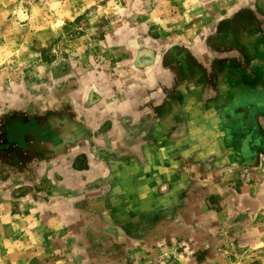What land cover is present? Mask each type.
I'll use <instances>...</instances> for the list:
<instances>
[{"label": "crops", "instance_id": "crops-1", "mask_svg": "<svg viewBox=\"0 0 264 264\" xmlns=\"http://www.w3.org/2000/svg\"><path fill=\"white\" fill-rule=\"evenodd\" d=\"M199 3L186 40L96 39L109 60L70 59L53 100L0 114V184L26 210L10 238L43 242L20 264H264V0Z\"/></svg>", "mask_w": 264, "mask_h": 264}, {"label": "rangeland", "instance_id": "rangeland-1", "mask_svg": "<svg viewBox=\"0 0 264 264\" xmlns=\"http://www.w3.org/2000/svg\"><path fill=\"white\" fill-rule=\"evenodd\" d=\"M193 1L200 4L202 0H54L45 5L0 0V6L11 12V16H0V114L37 101L40 93L53 100L66 61L96 52L108 59L106 52L111 50L96 39L110 40L113 35L117 39L125 33L133 39L139 32L160 34L173 28L175 37L186 40L193 35L188 22L203 18ZM7 189L0 184V264H20L25 261L18 259L20 251L39 250L43 242L41 236L37 242L26 237L11 240L12 220L19 215V207L14 204L12 211V194ZM22 226L25 230L28 224ZM4 232L7 236L1 237ZM45 264H74V260L55 253Z\"/></svg>", "mask_w": 264, "mask_h": 264}, {"label": "built area", "instance_id": "built-area-1", "mask_svg": "<svg viewBox=\"0 0 264 264\" xmlns=\"http://www.w3.org/2000/svg\"><path fill=\"white\" fill-rule=\"evenodd\" d=\"M27 4H51L54 0H25ZM244 185H250L255 180V175L250 168L243 169L239 174Z\"/></svg>", "mask_w": 264, "mask_h": 264}, {"label": "flooded vegetation", "instance_id": "flooded-vegetation-1", "mask_svg": "<svg viewBox=\"0 0 264 264\" xmlns=\"http://www.w3.org/2000/svg\"><path fill=\"white\" fill-rule=\"evenodd\" d=\"M3 113V112H2ZM10 115V114H9ZM6 116H8L7 114H3V115H0V129L2 128V126H3V124H5V122H7V121H9L7 118H9V117H6ZM3 134V133H2ZM1 134V135H2ZM12 152H14V151H12ZM25 155H26V157L28 158L29 156L27 155V153H26V151L25 152H23ZM24 160V159H23ZM27 161V160H26ZM17 162H18V160H15V162H13V163H7L6 165H4L3 167V169H6V170H13V171H17L18 169H20L19 167H18V164H17ZM18 167V168H17Z\"/></svg>", "mask_w": 264, "mask_h": 264}]
</instances>
